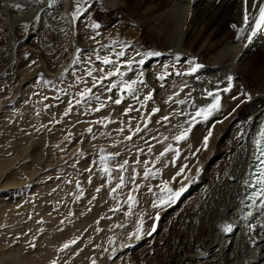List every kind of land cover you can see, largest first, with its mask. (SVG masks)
Masks as SVG:
<instances>
[{
    "label": "rangeland",
    "instance_id": "1",
    "mask_svg": "<svg viewBox=\"0 0 264 264\" xmlns=\"http://www.w3.org/2000/svg\"><path fill=\"white\" fill-rule=\"evenodd\" d=\"M100 4L71 0L12 32L0 13V264H175L179 244L205 231L193 199L206 188L198 153L213 126L183 112L205 62L192 51L159 57L155 30ZM233 25H213L212 38L234 37ZM165 183L184 191L170 199Z\"/></svg>",
    "mask_w": 264,
    "mask_h": 264
},
{
    "label": "bare ground",
    "instance_id": "2",
    "mask_svg": "<svg viewBox=\"0 0 264 264\" xmlns=\"http://www.w3.org/2000/svg\"><path fill=\"white\" fill-rule=\"evenodd\" d=\"M70 1L0 0V13L7 17V28L12 32V26L19 23L26 27L34 22L42 23L44 12L48 13L59 5L66 9ZM260 1L101 0V11L108 8L120 10L128 23L134 26L147 23L155 30L159 57L174 55L175 51L186 56L192 51L195 59L198 56L203 58L207 70L193 83L183 105L184 117L196 116L200 108L212 104L219 97V110L207 120L203 119L205 126L211 123L213 126L206 147L198 153L199 156H207L200 178L206 188L203 195L198 194L199 189L198 199H193L195 217L207 220L205 231L196 236L192 233L191 236H195L192 244L183 241L179 244L175 264H213L215 260L223 264H264V197L255 200L251 215L239 216L251 136L264 111V28L257 31L246 45L243 43L249 27L248 16ZM147 3L152 6L148 7ZM223 22L234 23V37L229 34L212 38L215 24ZM116 29V26L114 30L103 27V37L115 34ZM127 35L132 43L140 39L137 29L133 35ZM194 46L196 51L192 48ZM251 47L258 49L256 54H259L248 56ZM135 52L136 49L132 48V53ZM256 56L260 58L258 62L251 59ZM200 118L188 119L193 127L190 136L194 140L190 141L197 147L195 142H199L203 124L199 123ZM8 162L0 159V175L7 170ZM225 225H231L232 231L226 232ZM1 260L9 261L8 255L3 254Z\"/></svg>",
    "mask_w": 264,
    "mask_h": 264
},
{
    "label": "snow or ice",
    "instance_id": "3",
    "mask_svg": "<svg viewBox=\"0 0 264 264\" xmlns=\"http://www.w3.org/2000/svg\"><path fill=\"white\" fill-rule=\"evenodd\" d=\"M15 7H19V5H15ZM245 20L247 22V17H245ZM93 27L94 28H99L100 25L99 24H94ZM233 27L235 28L236 26L233 25ZM261 28H264V4H259V14L255 18V22H254V25H253V28H252V36H254L257 33V31H259ZM241 31H243V30H241ZM252 36H249V41H251ZM120 55H123V53H120ZM97 59L98 60H102V63H104L106 65L113 63L112 60H110L107 56L101 58L99 55H97ZM101 71H103V69H101ZM117 73H119V69L118 68L115 70V72H109L108 75L109 76L110 75H115ZM87 74H88V76H92V71H89ZM95 79L96 78L93 77L94 81H95ZM231 79L232 78L229 77V80H231ZM113 86H115V85H113ZM128 87H129V91H131V87L130 86H128ZM227 90L228 89H225V91H227ZM90 92H91V89H85V92L82 95H87ZM209 95H211V93H209ZM150 98H151L150 96L146 97V99H150ZM120 102H121L120 99H117L115 101V103H117V104H119ZM183 102L184 101H179V103H183ZM219 107H220L219 97L217 96L214 99V102L212 104H209L206 107L200 108L196 112L195 115L198 116V117H202L203 119L207 120L209 118V116H211L213 114L214 111L219 110ZM153 111L156 112V111H159V109H153ZM164 119L167 120L168 118L164 117ZM89 131H91V129H89ZM185 135H186V133H181V135L175 137V139L179 141L181 139H184ZM260 136H261V140H264V130L261 131ZM206 142H207V137L205 138V143ZM257 145L260 148V151L262 153H264V145L261 144V141H257ZM167 150L168 149H165V151H167ZM163 155H164V153H161V156H163ZM258 159H259V157H258ZM105 171H107V168H105ZM146 175H147V172H146ZM122 182L123 181H121V183ZM254 183H255V185H258L259 188H258V192H254L252 194V196L250 197V199H252L253 202H255L257 196L264 197V160H262L261 164L258 166L257 173L254 174ZM117 187H120V185H117ZM165 188L167 189V191L169 193V198L170 199L178 198L181 195V193L184 191V189H180L179 191H174L171 188H167V183H165ZM113 191H115V189ZM130 199H132V198L130 197ZM262 206H264V204H262ZM249 215H251V213H249ZM224 230L226 232H230V231H232V226L231 225H225L224 226ZM64 247L67 248L68 245L65 244Z\"/></svg>",
    "mask_w": 264,
    "mask_h": 264
},
{
    "label": "water",
    "instance_id": "4",
    "mask_svg": "<svg viewBox=\"0 0 264 264\" xmlns=\"http://www.w3.org/2000/svg\"><path fill=\"white\" fill-rule=\"evenodd\" d=\"M250 174L252 175V174H254V172H250Z\"/></svg>",
    "mask_w": 264,
    "mask_h": 264
}]
</instances>
